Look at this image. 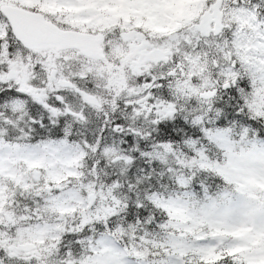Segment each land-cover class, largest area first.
Wrapping results in <instances>:
<instances>
[{
    "label": "snow or ice",
    "instance_id": "snow-or-ice-1",
    "mask_svg": "<svg viewBox=\"0 0 264 264\" xmlns=\"http://www.w3.org/2000/svg\"><path fill=\"white\" fill-rule=\"evenodd\" d=\"M0 0V264H264V0Z\"/></svg>",
    "mask_w": 264,
    "mask_h": 264
},
{
    "label": "rangeland",
    "instance_id": "rangeland-1",
    "mask_svg": "<svg viewBox=\"0 0 264 264\" xmlns=\"http://www.w3.org/2000/svg\"><path fill=\"white\" fill-rule=\"evenodd\" d=\"M188 2H189V0H179V4H178L177 10L175 12V18L176 19L181 18L184 15L185 11L191 10V7L193 5L189 4Z\"/></svg>",
    "mask_w": 264,
    "mask_h": 264
}]
</instances>
